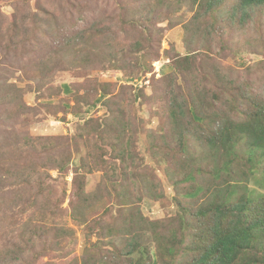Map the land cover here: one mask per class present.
<instances>
[{
    "label": "rangeland",
    "instance_id": "1",
    "mask_svg": "<svg viewBox=\"0 0 264 264\" xmlns=\"http://www.w3.org/2000/svg\"><path fill=\"white\" fill-rule=\"evenodd\" d=\"M239 4L0 0V264H211L220 207L264 223V4ZM237 252L264 264V229Z\"/></svg>",
    "mask_w": 264,
    "mask_h": 264
},
{
    "label": "trees",
    "instance_id": "2",
    "mask_svg": "<svg viewBox=\"0 0 264 264\" xmlns=\"http://www.w3.org/2000/svg\"><path fill=\"white\" fill-rule=\"evenodd\" d=\"M240 4L238 9L242 12H247L249 9L254 7H258V5L264 4V0H239ZM237 9V10H238ZM64 87L69 90V85L64 84ZM182 108L181 106H179ZM177 110V111H176ZM178 112L177 107H174L173 113L176 115ZM250 126H254L255 123H249ZM229 136L228 128L221 131V137L223 140H227ZM232 139V137H231ZM24 145L30 146L31 142H24ZM222 216L216 219V223L211 228L206 235H211V241H209L205 245V252L203 253L201 260L207 261V258L213 254L211 258V264H229L236 257L235 255L238 253L237 250L247 247L250 244V240L252 239V235H254L256 226L264 229V223H259V218L254 221L243 222V220L249 219L248 213L245 212L244 209L235 211L233 213H227L226 209L221 210ZM250 213V211H249ZM228 215V221H223V217ZM250 220V219H249ZM47 220H43V234L45 233V227L48 226ZM132 252V251H129Z\"/></svg>",
    "mask_w": 264,
    "mask_h": 264
}]
</instances>
